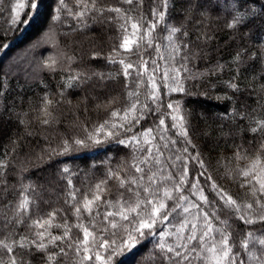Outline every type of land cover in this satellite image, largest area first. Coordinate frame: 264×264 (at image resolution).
<instances>
[{
    "label": "snow or ice",
    "instance_id": "snow-or-ice-1",
    "mask_svg": "<svg viewBox=\"0 0 264 264\" xmlns=\"http://www.w3.org/2000/svg\"><path fill=\"white\" fill-rule=\"evenodd\" d=\"M55 2L51 19L70 17L74 22L70 24L72 32L96 25L101 29V40L104 29L116 32L117 43L112 51H93L90 60L104 59L118 64L120 70L115 75L100 71L68 73L55 98L49 95L47 84L34 79L45 94L37 97L33 112L24 111L23 94L32 89L29 80L33 79L34 70L10 80V73L0 65V100L6 101L12 92V80H16V91L21 94L18 101L13 99L3 105L0 116L8 112L6 119L15 118L22 130L8 138L7 146L0 144V264H33L36 259L41 264H113L115 256L136 247L145 236L158 239L155 248L145 254L144 264H264V63H259V71L251 66L264 61V56L254 57L249 49L240 47L222 63L217 49L208 48L213 36L199 31L216 12L224 14L216 15L217 22L222 18L228 30L240 33L254 19L264 17V7L259 12L255 10L260 0ZM42 3L43 0H9L10 24L18 29L30 22L29 15L38 12ZM3 4L4 0H0V6ZM176 16L182 19L176 21ZM2 39L5 37L0 32ZM3 47L6 45L0 43ZM214 53L217 59L213 63ZM73 61L72 56H65L63 61L48 57L41 67L52 74L63 71V65ZM225 71L229 73L226 81L221 79ZM241 72L252 73L247 78L254 87L247 94L240 87ZM119 77H123L126 89L123 107L115 106L121 103L117 96L108 95L109 82ZM218 84L231 89L237 97L224 113L216 116L221 121L220 133L229 136L235 147L228 171L214 177L219 169L213 159L220 165V158L206 156L200 150L193 140L200 131L192 123L193 113L172 94L194 95L189 85L215 91ZM86 89L99 92L106 99L88 94L77 105L73 106L71 100L67 105L81 114L88 112L91 105L105 114L103 122L89 131L86 122L74 119L73 128H78L83 138L65 129L64 134L57 132L60 150L52 147L53 141L46 134V147L39 152L30 148V139L38 144L42 134L56 131L54 125L64 127L56 110L65 103V90L83 93ZM240 96L245 99L241 101ZM17 102L21 105L19 113L13 111ZM150 116L156 118L153 127H138ZM196 116L207 120L203 113ZM200 135L211 139L207 131H200ZM99 136L130 147L132 161L109 167L104 179L85 183L83 192L71 179L67 180L71 187L65 203L72 210L74 224H69L66 216L63 223L55 222L63 209L33 218V209L38 207L33 197L39 193L34 185L22 183L21 173L30 171L26 165L31 160L51 165L54 156H67L72 146L86 148L90 143H102ZM60 171L70 173L68 167ZM224 180L234 184L239 192L233 195ZM109 181L116 187L114 193ZM174 219L177 224L172 223ZM53 229L61 231L53 234Z\"/></svg>",
    "mask_w": 264,
    "mask_h": 264
},
{
    "label": "trees",
    "instance_id": "trees-1",
    "mask_svg": "<svg viewBox=\"0 0 264 264\" xmlns=\"http://www.w3.org/2000/svg\"><path fill=\"white\" fill-rule=\"evenodd\" d=\"M12 2H15V0H12ZM106 2L108 4H116L118 0H106ZM8 5L9 0H4L3 6H0V32H2L5 37V39L0 40V43L6 45V47L0 48V65L3 66L5 72L10 73V80L12 77H16L14 74L15 71L12 69L15 68V65H13L15 59L20 60L22 53L25 51L31 54L34 53L33 49L36 50V47H39L43 43L41 40L44 36L45 41L47 40L48 43L51 44L54 49L57 48V50L55 53H52V50H54L52 47H45L41 53H38L37 50L36 53L38 54L37 58L39 62H43L48 57H53L51 55L57 57L60 54L62 61L65 56L74 57L72 63L64 64V70L58 71L57 73L49 74L46 69L40 66L39 73L34 74L33 79L29 80V83L32 84V89L30 91L25 90L23 94V99L25 100L24 111H29V109H31L34 112L38 105L37 97L45 94V89L35 84L33 82L34 79H40L44 84H47L49 87V95L55 98L56 93L64 83L68 73H90L92 71H100L115 75L120 70L118 64H111L104 59L90 60V53L93 51H100L104 54H108L112 51V46L117 43V34L115 31L104 29L103 40L100 39L102 35L101 29L96 25H93L91 29L72 32L70 24H74V22L70 17L65 19L62 15L60 21L51 19L53 9L57 6L55 0H43V3L39 6V11L29 15L28 19L30 22L19 25L17 29L16 26H12L9 22ZM180 7L181 5L178 3L177 9ZM261 7H264V0H260V3L255 6L256 12H259ZM217 14L221 16L224 15L223 13H212L211 18L205 21L204 25L199 28V31H207L213 36V40L208 45V48L217 49L218 56L222 63L230 60L234 52L240 47L249 49L254 57H257L258 54L264 56V17L254 19L247 28L241 29L240 33L234 34L225 27L224 19L221 18L219 22L216 21L215 17ZM180 19L182 18L176 16V21ZM88 23L91 25L92 21L89 20ZM189 30L191 31L192 29L190 28ZM65 33L68 35L65 36ZM52 37L54 38V42ZM93 41H95V43H93ZM148 51L151 50L149 49ZM161 52H164L163 48H161ZM81 57L83 59H81ZM132 59L135 61L136 58L132 57ZM211 59L214 63L217 59V54L214 53ZM248 63L249 61L246 60L245 64ZM259 63H264V61L253 62L251 66L257 68V71H259ZM200 68L203 70L204 65L201 64ZM250 75H252L250 72L240 73V76L243 78L240 82V87L244 90L245 94H247L250 87H254L252 81L247 78ZM221 79L225 81L228 80L229 73L225 71ZM213 83H217V81L213 80ZM11 86L13 90L8 94L7 100H0V109H2L5 103H12L13 99L18 101L21 98V94L16 91V80H12ZM189 87L194 95L181 96L173 93L172 98L181 99L184 107L191 110L193 113V125L200 131H207L211 135V139L206 140L200 135V131H198L196 135L193 136V140L206 156L220 158V165H216L215 159H213V165L219 169L218 172H214V177L216 175L222 176L231 166L230 158L232 148L235 147V145L232 144L229 136L220 133L219 125L221 121L217 120L216 116L224 113L229 107V103H235L237 97L233 96L231 89L221 87L219 84L215 91H210L206 87L196 88L191 85H189ZM258 91L259 89L257 87V92ZM125 92L126 89L123 88V77H119L115 82H109L108 95L117 96L121 101L120 104L115 105L116 107H123ZM204 92L208 93L207 96L201 94ZM88 94L97 96L99 99H106L105 96L101 95L99 92H93L91 89H86L83 93L65 90V103L57 106L56 110L57 118L62 122L64 127H60L59 124L54 125L56 131H49L48 133L42 134L38 144L35 139H30V148H34L35 151L39 152L41 147H46L43 138L46 134L49 135L53 141L52 147L60 150L57 132L64 134L65 129H68L78 138H83L84 134L78 128H73L74 119L77 122H86L90 126L89 131H92L97 123L103 122L106 118L105 114L97 112L91 105L89 106V111L83 114L77 111L75 107L67 105L68 100L72 101L73 106L77 105V102L82 96ZM212 97H219V99H213ZM228 98H231V101ZM244 99L245 96H240L241 101ZM247 103L255 106L252 100H247ZM262 103H264V101H262ZM13 111L16 113L21 111L19 102L15 104ZM197 113H203L207 117V120L199 119L196 116ZM8 115L9 113L5 112L3 116H0V144L5 146H7V140L10 136H15L17 132H22L20 127L16 125L15 118L11 120L6 119ZM155 119V116H150L148 121H142L141 125L138 127H153ZM225 132H227V128H225ZM98 138L102 143H90L86 148L72 146V151H70L67 156H54L51 165L49 163L41 164L36 160H31L26 165L30 171L21 173L23 177L22 183L24 185H34L35 192L39 193L38 196L33 197L38 205L37 208L33 209L35 213L33 218L45 216L46 213L52 210L63 209V213H57L55 222L63 223V217L66 216L68 223L74 224L76 222L75 217L71 215L72 210L70 206L65 203L67 191L71 187L67 185V180L71 179L72 184L80 188L83 192L85 190V183L90 185L94 181L104 179L109 167L116 168L121 163H130L132 161L133 150L130 147L120 145L116 140H105L103 136H99ZM244 139L249 138L245 136ZM239 142L243 143V140ZM244 147H248V145L244 144ZM137 155H139V153H137ZM20 159L23 160L24 156L21 155ZM63 167H68L70 173H62L60 169ZM211 170L212 169H210V171ZM13 182L15 183V181ZM223 184L231 189L233 195L239 192V189L228 180H224ZM109 186L110 191L114 193L116 187L112 181H109ZM17 188H20L19 184ZM84 222H88L87 218H85ZM28 223H30V221H28ZM172 223L177 224L178 221L174 219ZM235 226L242 228L239 224ZM59 231L61 230L53 229V234H59ZM76 234L77 230L73 228V235ZM157 239L158 237L145 236L144 240L141 241L140 244H137L136 247L123 251L118 256H115L113 258V264H144L145 254L149 250L155 248ZM33 264H41V261L36 259L33 261Z\"/></svg>",
    "mask_w": 264,
    "mask_h": 264
},
{
    "label": "rangeland",
    "instance_id": "rangeland-1",
    "mask_svg": "<svg viewBox=\"0 0 264 264\" xmlns=\"http://www.w3.org/2000/svg\"><path fill=\"white\" fill-rule=\"evenodd\" d=\"M43 38L41 40L43 43L39 47H36V50L33 49L34 53L31 54L30 52H26L25 51V52L22 53V55L20 57V60L15 59L14 64L12 63L13 65H15L14 66L15 68H12L15 71L14 72L15 76H17L18 74H23L26 70L29 71V72H32L34 70V74H38L39 73V70H40L39 68H40L42 62L41 61L39 62V60L37 58L38 54L36 53V51L38 50V53H41L42 50L45 47H52V45L49 44L47 40H46L47 42L45 41V36ZM52 39H53V42H54V38L53 37H52ZM56 50H57V48L52 50V53H55ZM51 56H53L54 58L61 59V55L60 54L57 57L55 55H51ZM14 58H17V57H14Z\"/></svg>",
    "mask_w": 264,
    "mask_h": 264
}]
</instances>
